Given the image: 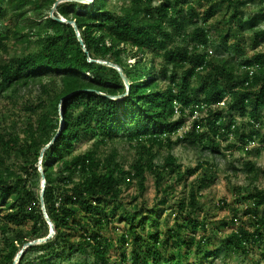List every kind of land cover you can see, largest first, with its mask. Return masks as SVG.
Returning a JSON list of instances; mask_svg holds the SVG:
<instances>
[{"label": "trees", "instance_id": "trees-1", "mask_svg": "<svg viewBox=\"0 0 264 264\" xmlns=\"http://www.w3.org/2000/svg\"><path fill=\"white\" fill-rule=\"evenodd\" d=\"M56 1L0 0V26L10 25L0 33V49L9 40L27 45L34 39L39 47L35 52L26 47L27 52L0 63V92L38 84L44 95L34 122L20 128L21 138L9 126H0V264H13L28 243L48 235L45 216L54 227L53 237L26 246L16 264H52V258L61 264L62 253L82 251L93 264L126 262L124 255L118 263L110 261L108 251L115 243L131 248L130 264H200L179 260L175 251L194 246L201 253L206 245L207 238L196 240L186 232L207 228L206 219L199 221L195 214L202 211L201 192L214 181L212 166L206 165L201 178L188 185L184 179L203 163L182 170L170 152L183 143L222 154L221 142L231 137L238 145L227 144L226 150L245 149L259 136L264 143V133L256 126L264 108V53L247 57L239 40L228 44L236 35L232 23L249 31L255 42L264 39V27L258 26L264 13L244 15L243 8L254 0H119V6L114 0H93L61 2L51 16ZM203 2L208 6L198 24L194 4ZM221 6L229 11L227 27L211 38L205 23ZM54 18L73 22L82 44L71 24ZM209 48L215 57L208 55ZM148 54L162 58L158 69L152 59L146 61ZM108 64L121 70L128 89ZM161 81L166 85L159 87ZM204 112L205 117L197 116ZM187 116L193 119L179 136ZM236 117H247V127ZM88 134L96 141L74 155L75 144ZM119 139L137 150L126 170L115 150L106 155L99 150ZM155 148L167 151L161 165L153 162ZM11 154L17 160L14 168L3 161ZM145 172L157 190L173 177L184 183V192L188 189L177 202L181 223L165 232L164 243L159 232L144 237L138 230H151L152 212L144 214L133 204L127 209L120 199L122 186L131 180L144 189ZM244 172L251 174L249 186L233 192L246 204L243 215L253 231L238 227L222 239V247L242 256L258 247L264 259V190L251 185L259 173L251 161ZM171 189L163 186L165 193ZM237 212L232 211L234 217ZM115 220L128 226L117 240L108 234ZM161 244L170 251L160 250Z\"/></svg>", "mask_w": 264, "mask_h": 264}, {"label": "rangeland", "instance_id": "rangeland-1", "mask_svg": "<svg viewBox=\"0 0 264 264\" xmlns=\"http://www.w3.org/2000/svg\"><path fill=\"white\" fill-rule=\"evenodd\" d=\"M114 1L116 6H119L121 3L119 0ZM194 5L200 14V18L196 21L198 24H201V14L208 5L204 2L202 3L203 6L197 4ZM243 13L245 16H258L264 13V0L251 1L243 8ZM227 15L229 16V11L226 10L225 6H221L215 11L213 17L205 23V28L210 30L209 35L211 38L217 37L216 33L219 31L221 32L227 27L225 24V18H227ZM8 26H10L9 23L1 25L0 33L3 32L4 27L8 28ZM258 26L264 27V23H260ZM232 27L236 35L235 37L228 38V44H232L239 40L247 57L256 53H264V39L255 42L252 34L244 27L235 26L233 23ZM33 40L34 39H31V43L27 45H13L12 40L7 41L5 43L6 48L0 49V63L8 60L13 55L27 52V49L29 52H35L38 50L39 47L33 42ZM209 49L211 52H208V55L215 57L214 49ZM225 53L223 55H225ZM227 53L229 54L230 51ZM232 53L233 52H231L230 55H235ZM145 59L146 61L152 59L156 69H158L160 64L163 63L162 58L159 56L157 57L154 54H148ZM129 62L133 63L132 60ZM45 82L46 80H43V83ZM164 85H166L165 82L161 81L159 87H163ZM43 98L44 95H42L38 84L32 85L28 88L21 87L14 93L0 92V126H9V129L11 128V131L17 133L21 138L22 134L20 128H23L24 124L30 120L34 122V113H38L40 110V100ZM224 102L225 104L227 103L225 100ZM261 115L259 124L256 126H259L261 133H264V108L261 110ZM197 116L199 118L205 117L206 114L204 112L202 114H197ZM192 119V117H186L185 126L179 131V136L188 129ZM247 121V117H236V122L239 125L242 124L245 128L247 127ZM259 137L246 147L249 153L244 151L246 148L238 151L235 147H230L226 150L225 146L227 144L229 145L232 143L236 146L238 145V142L232 137L226 142H221L222 154H213L207 149H202L199 146L183 143L176 145L171 150L170 153L176 159V163L181 165L182 170L185 168H193L197 163H203L204 165L191 176H187L183 182L189 185L194 183L195 180L200 179L203 172H205L206 165L212 166L210 171L213 172L212 174L214 178L213 183L201 192L199 202L202 211L195 214V218L199 221L206 219V230L204 232L201 230L195 232L188 230L186 232L187 236L194 237L196 240L203 237L207 238L206 245H203L201 253L198 252L194 246H183L180 250L175 251L179 260L186 261L187 263L200 262V264H264L262 253L258 247L253 248L247 256L232 254L222 247V239H224L229 233L237 230L238 227H244L249 231H253V226L248 217L243 215L246 204H242L241 200L237 201L236 199L239 197H235V195L242 193L245 190L244 188L248 187L250 184L251 174L244 172L245 164L248 161H251L254 164L255 169L259 171L258 178L256 181L252 182L251 185L257 187L259 190H264V143ZM95 141L96 139L92 138L89 134L81 138V140L75 144L73 154L76 155L89 150ZM99 150L103 155H106L111 150H115L117 153L116 160L123 165L125 170L128 169L130 164L137 157V150L134 145L127 143L123 139H119L114 143L101 145ZM154 152L157 156L153 162L156 165H161L163 158L167 154L166 149L155 148ZM11 155L12 156L9 159L3 158V161L6 160V162L14 168L17 160L14 158L13 154ZM0 158H2L1 152ZM37 168L39 172L42 171L40 160L37 164ZM144 177L145 182L143 190L140 189L135 180H131L130 185L122 186L123 190L120 199L127 209H130V204L131 206L133 204L144 214L152 212L150 214L152 223H150V221L146 222V224L148 223L149 225L150 223L152 226L151 230H138L144 237L148 235L149 231H157L160 233L159 240L164 243L166 238L165 232L168 229L173 228L175 222L181 223L182 219L177 214V202L186 195L188 189L184 192V183H178L173 177L168 183H163V186L166 184L172 186V189L165 193L163 191V186L159 190L155 188L153 177L148 172H145ZM42 184L43 180L41 179L39 186L42 187ZM233 189L238 190V192L240 191V193L233 192ZM221 200H223L224 205L220 203ZM263 208L264 206H262L261 209ZM234 209L238 210L236 217H234L232 213ZM127 228L128 226L125 223L117 222L115 220L111 228L108 230V234L113 237L114 240H117L121 234L127 232ZM48 235L42 239L31 242L30 244L34 245L43 243L46 241L45 239ZM52 237L53 235L50 236L49 239ZM25 247L20 251L22 254L25 251ZM159 248L160 250L165 251L164 253L170 251L168 250V247L163 244H161ZM130 252L131 248L128 245L120 247L115 243V245L109 249L108 255L110 256V261L112 263L120 262L124 255L127 257V261L121 264H130ZM62 255L64 259L61 260V264H72L73 262L80 264H93L94 262L93 258L86 251L80 253L74 252L73 254L62 253ZM27 258L29 259V256ZM51 263L57 264V259L52 258Z\"/></svg>", "mask_w": 264, "mask_h": 264}, {"label": "water", "instance_id": "water-1", "mask_svg": "<svg viewBox=\"0 0 264 264\" xmlns=\"http://www.w3.org/2000/svg\"><path fill=\"white\" fill-rule=\"evenodd\" d=\"M64 1H76V2L90 3V2H92L93 0H57L56 3L54 4L53 8L51 9V12H50V15H51V16H52V14H53V12H54V10H55V7H56L59 3L64 2ZM54 19L57 20V21L63 22V23L71 24L72 27H73V28L75 29V31H76V35H77V37H78V41L82 44L81 39H80L79 34H78V31L76 30V27H75V25H74L73 22L65 21V20L62 19V18H54ZM108 65H109L110 67H113L114 69H116V70L118 71V73L121 75V77H122V79H123V81H124V83H125V85H126V87H127V89H128V83H127L126 79L124 78V76L122 75L121 70H120L118 67H116L115 65H112V64H108ZM60 130H61V125H60V127H59V129H58L56 135L54 136L53 140L51 141V143L55 140V138H56L57 135L59 134ZM51 143H50V144H51ZM50 144H49V145H50ZM49 145H47L46 147H48ZM42 154H43V151L41 152L40 155L42 156ZM41 175H42L43 184H42V187H41L40 201H41V205H42V210H44V208H43V203H42V194H43V189H44V178H43L42 171H41ZM45 219H46L47 224H48V226H49V233H48L49 235H48V237H47L45 240H48V239L50 238V236L54 235V227H53V225L51 224V222L49 221V219H48L46 216H45ZM27 245H31V244L28 243ZM21 254H22V252H19V253L17 254V256H16L15 259H14L13 264H16V263H17V261H18V260L20 259V257H21Z\"/></svg>", "mask_w": 264, "mask_h": 264}, {"label": "built area", "instance_id": "built-area-1", "mask_svg": "<svg viewBox=\"0 0 264 264\" xmlns=\"http://www.w3.org/2000/svg\"><path fill=\"white\" fill-rule=\"evenodd\" d=\"M219 106H221V107L224 106V102L220 103Z\"/></svg>", "mask_w": 264, "mask_h": 264}]
</instances>
